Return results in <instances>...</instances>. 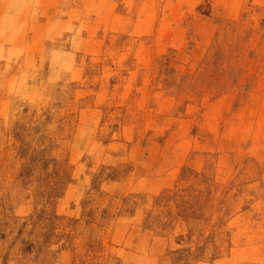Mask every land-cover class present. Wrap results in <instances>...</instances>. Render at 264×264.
I'll use <instances>...</instances> for the list:
<instances>
[{
    "label": "rangeland",
    "instance_id": "374dc122",
    "mask_svg": "<svg viewBox=\"0 0 264 264\" xmlns=\"http://www.w3.org/2000/svg\"><path fill=\"white\" fill-rule=\"evenodd\" d=\"M0 264H264V0H0Z\"/></svg>",
    "mask_w": 264,
    "mask_h": 264
}]
</instances>
